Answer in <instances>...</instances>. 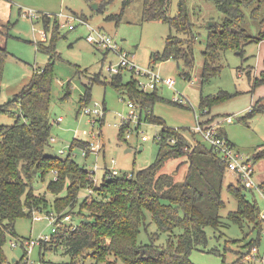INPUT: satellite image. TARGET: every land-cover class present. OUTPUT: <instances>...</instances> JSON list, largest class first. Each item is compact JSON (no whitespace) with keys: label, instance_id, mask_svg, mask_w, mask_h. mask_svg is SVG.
<instances>
[{"label":"rangeland","instance_id":"rangeland-1","mask_svg":"<svg viewBox=\"0 0 264 264\" xmlns=\"http://www.w3.org/2000/svg\"><path fill=\"white\" fill-rule=\"evenodd\" d=\"M123 1L0 0V47L5 48L8 53L0 81V104L8 102L19 93L35 75V69L41 71L51 63L53 76L48 102L50 142L44 152L61 158L71 157L88 171L94 168L95 163L109 166L114 159L113 165L119 176L135 173L153 163L158 153L156 135L162 131V125L146 120L145 111L140 115L138 107L131 110L127 105L129 97L119 93L110 84L111 77L117 73L111 74L108 66L118 63L119 54L125 53L136 68H151L160 77L174 80L173 88L161 83L156 85V94L160 99L155 102L152 115L160 117L164 125L177 129H192L197 120L205 125L213 124L231 144L234 152L252 161L253 181L261 187L244 190L242 194L248 201L256 203L260 217L264 213V157L256 159L255 155L264 152V111H249L257 100L264 97V82L256 80L264 70V55L261 53L264 43H259L260 40L245 45L243 55L233 51L225 52L218 60L220 73L203 84L201 52L206 44L205 26L208 21H220L223 18L214 2L189 1L194 3L189 9L194 37L189 41L196 44L193 65L187 67L172 57L166 60L161 58L166 39L170 34H176L175 30L164 21L143 20V0H130L125 7ZM176 1L171 0L172 15L176 11ZM242 9L244 16L240 24L250 35L258 38L264 31V23L261 24L264 20V0H252ZM27 12L31 14L28 15ZM69 16L77 17L71 18L69 22L74 26L73 29L67 28ZM79 19L87 25L80 23ZM45 20L48 21V29ZM53 26L56 32L53 31ZM90 28L110 36L122 51L117 53L90 44L86 40ZM53 34L55 50L49 56L39 42L49 47ZM155 55L160 58L152 59ZM184 72L189 73V79L183 78ZM119 73L122 82H126L131 76L147 81L142 75L127 68L121 69ZM86 85L91 86L90 97L82 105L80 96ZM219 91H225L231 96L212 105L200 104L201 95H216ZM175 98L182 99L183 102H175ZM95 102L99 103L98 108L104 110V115L101 124L97 121L93 125L92 115L85 113L84 108H93ZM10 111L13 114L0 111V124L13 125L17 121L19 105L12 104ZM58 117L62 119L59 122ZM123 122L130 123L132 130L126 131L120 139L119 125ZM127 133L129 137L126 136ZM197 137L202 140L199 135ZM86 143L100 145L97 156L93 152L83 156V145ZM175 162L176 160H169L167 166H172ZM103 173L101 168L95 170V184L102 181ZM53 178L52 172L47 173L43 179L38 174L32 176L34 191L45 193L51 203L47 209L34 211V215L43 217L41 220L33 221L31 216L18 219L15 225L16 235H8L3 246L7 262L14 264L12 259L19 261L24 255V248L20 244L11 247L10 241H38L45 235L51 237L52 226L45 217L47 210L55 211L52 196L47 192V184ZM229 185L240 187L238 175L226 170L221 182V194L225 203L220 211L223 224L215 234L211 228H206L207 243L189 254L192 264H264V221L259 229L246 221L242 222L241 227L228 218V214L237 209V201ZM87 195L96 194L93 190L81 193L74 207L77 208ZM58 207H64L66 212L71 210L69 206L65 207L64 201H58ZM71 215L70 223L76 226L80 221L78 210ZM139 239L147 241L144 230ZM249 240L256 241L257 244L244 246ZM254 246L257 252L252 260L250 255ZM64 248L61 244L56 248L40 250L37 244L32 248L29 259L37 264H109L97 261L91 255H82L73 261ZM110 260L116 261L113 257ZM116 264L124 263L117 260Z\"/></svg>","mask_w":264,"mask_h":264},{"label":"trees","instance_id":"trees-1","mask_svg":"<svg viewBox=\"0 0 264 264\" xmlns=\"http://www.w3.org/2000/svg\"><path fill=\"white\" fill-rule=\"evenodd\" d=\"M189 1L192 0H177L174 15L171 14V0H143L142 9L143 20L167 22L176 32L167 37L162 60L172 57L187 67L193 65L196 44L189 41L194 37V25L189 16L190 6L194 3ZM211 1L223 18L215 20L210 27L208 24L205 26L206 44L201 52L203 84L220 73L218 60L225 52L243 55L245 45L264 39V31L255 38L240 24L244 16L242 8L252 0ZM129 2L124 0L123 6ZM263 23L264 20L261 21ZM45 25L48 29L47 20ZM53 31L56 32L55 28ZM54 39L55 34L50 38L49 47L39 42L49 56L55 50ZM7 54L6 49L0 47V81ZM157 58L160 57L155 55L152 59ZM35 72L19 93L0 104L1 112L13 114L10 107L17 103L21 116L13 125L0 124V264H13L7 262L3 246L8 235H16L18 219L32 218L34 211L49 207L51 201L46 194L34 191L32 176L38 174L43 179L51 172L54 178L47 184V192L52 196L55 211L47 210L46 214L57 216V226L49 240L39 244L40 250L62 244L73 261L79 256L91 255L95 260L109 264H116L117 260L124 264H192L189 254L207 243L206 228H211L215 234L223 224L220 211L225 203L221 182L226 164L218 153L198 140V135L191 128L177 129L164 125L160 117L151 114L155 102L160 99L156 90L142 91L137 87L134 76L122 82L118 73L111 77L110 84L129 97L139 108L140 115L144 110L146 120L162 125V131L156 135L158 153L150 166L131 172L129 177L117 175L108 178L105 172L102 181L95 184L93 174L71 157L61 158L44 152L50 142L48 102L52 65L49 63L43 70L35 69ZM182 76L190 78L186 72ZM256 80L264 82V70ZM90 90L91 86L86 85L80 96L82 105L87 103ZM229 96L225 91L201 95L200 104L212 105ZM256 111H264V97L254 103L249 113ZM129 128L126 123L119 126L120 139ZM172 138L174 143L170 141ZM88 144L83 148L89 154ZM260 157H264V152L255 155L256 159ZM169 160L176 162L167 166ZM238 182V188L229 185L236 198L237 209L230 212L228 218L241 227L246 221L260 229L263 221L256 203L248 201L242 194L251 188L245 187L239 177ZM92 190L96 195L83 197L75 208L81 193ZM58 201H64L65 207L69 206L71 210L66 212L64 207H58ZM76 209L80 221L74 226L70 222ZM65 216L69 219L63 220ZM142 230L148 238L145 242L139 239ZM253 243L257 244L249 240L244 246ZM211 251L214 252L213 249ZM26 256L24 249L23 257L19 261L14 260V264H25ZM110 257L116 261H111Z\"/></svg>","mask_w":264,"mask_h":264},{"label":"built area","instance_id":"built-area-1","mask_svg":"<svg viewBox=\"0 0 264 264\" xmlns=\"http://www.w3.org/2000/svg\"><path fill=\"white\" fill-rule=\"evenodd\" d=\"M27 14L29 15L31 14V12H27ZM71 18H77V17H73V16L67 17V22H68L67 28L68 29L74 28V26L71 23H69L71 21ZM79 22L86 24L82 19H79ZM86 40L90 44L96 45L97 47H101L106 50H113L114 52H117V53H120L122 51L121 48L117 46L116 41H114L107 34L97 29L90 28V33L87 35ZM119 55H120V59L118 63H116L115 65L108 66V70L111 74H115V73L118 74L121 69L127 68V69L132 70L134 73L138 75H142L143 77L147 79V81H143L141 79L136 78L137 87L142 91H152L156 89V85L158 83H161V84L167 85L170 88H173L174 80L172 78L164 79L160 77L157 73H155L154 70L151 68H145V69L136 68L135 64L126 56L125 53H120ZM174 101L178 103L183 102V100L179 98H175ZM98 105L99 103L95 102L93 108H89V107L84 108L85 113L92 115L93 119L91 120V122L93 125L97 121H99V124H101V121L103 119L104 110L98 108ZM127 105L131 110L136 107L132 101H129ZM131 114L133 115L134 112L132 111ZM61 120H62L61 117H58L57 121L59 122ZM122 124H125V122L121 123L119 126H121ZM126 124L130 126V123L128 122ZM131 130L132 129L130 128L127 131H131ZM192 130L197 135L200 136V138L202 139L204 143H206L209 147H211L218 153L222 161H224V163L226 164V170L232 173H236L238 177L241 179V182L243 183L245 187L260 189L258 187L259 184L257 186L255 185L253 181L254 168H253L252 161L234 152L231 144L226 139L223 138V136L219 132V129L216 126H214L213 124L205 125L200 120L199 121L197 120L196 125L192 128ZM126 136L129 137V134L127 133ZM170 141L172 143L175 142L173 138L170 139ZM88 149H89V153L93 152L97 156V153L100 150V145L88 144ZM85 151L83 150L82 152L83 156H88L89 154L87 153V151L86 152ZM113 164H114V159L111 160L109 166L106 164H104L103 166H99L97 163H95L94 168L90 170V173H92L93 176H95V170H97L98 168H101L103 169L104 173L105 172L108 173L107 174L108 178L117 176L118 171L114 167ZM127 177H129V175H127ZM42 218L43 217L41 215H34V213L32 215L33 221L41 220ZM45 218L48 220L49 225L52 226L51 231L55 232L56 226H57L56 224L57 216L54 214H48ZM68 219H69V216H65L63 220H68ZM260 219L264 221V213L260 215ZM48 240H49V236L45 235L43 239H40L38 241L23 239V240H19L18 242L10 241V245L11 247H16L18 244H20L25 249L27 253L26 258L24 259L25 264H37L33 260L29 259V254L35 245L40 244V242L42 241H48ZM255 252H257V248L254 246L251 250V255H250V258H252V260L254 258Z\"/></svg>","mask_w":264,"mask_h":264},{"label":"water","instance_id":"water-1","mask_svg":"<svg viewBox=\"0 0 264 264\" xmlns=\"http://www.w3.org/2000/svg\"><path fill=\"white\" fill-rule=\"evenodd\" d=\"M214 21H208V27H210L211 25H213ZM15 259H12V261H14Z\"/></svg>","mask_w":264,"mask_h":264},{"label":"crops","instance_id":"crops-1","mask_svg":"<svg viewBox=\"0 0 264 264\" xmlns=\"http://www.w3.org/2000/svg\"><path fill=\"white\" fill-rule=\"evenodd\" d=\"M259 43H261L263 45L264 40H261ZM261 53L264 55V49H263V52H261ZM262 57H264V56H262Z\"/></svg>","mask_w":264,"mask_h":264}]
</instances>
